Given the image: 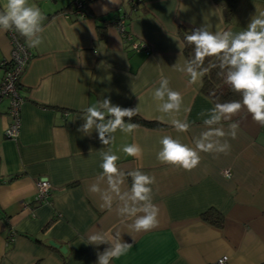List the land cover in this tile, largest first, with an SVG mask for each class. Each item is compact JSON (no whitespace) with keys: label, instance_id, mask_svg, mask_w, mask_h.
Wrapping results in <instances>:
<instances>
[{"label":"crops","instance_id":"crops-1","mask_svg":"<svg viewBox=\"0 0 264 264\" xmlns=\"http://www.w3.org/2000/svg\"><path fill=\"white\" fill-rule=\"evenodd\" d=\"M71 1L29 0L46 19L43 43L28 45L30 58L20 76L23 101L15 140L4 136L10 117L7 100H0V264H61V253L68 264H96V253L108 245L88 244V236L124 229L126 223L117 213L118 202L103 207L100 194L89 190L102 172L100 154L109 149L120 157L124 172L139 167L155 178L153 203L159 209L153 229L133 233L135 240L122 234L132 247L111 264H219L222 256V264L264 262V127L246 111L222 121L225 130L239 124L236 138H225L230 151L201 152L199 165L190 171L163 164L156 155L164 135L194 147L205 130L207 117L200 113L214 107L200 91L202 78L190 84L187 74L173 68L187 60L180 56L179 27L194 30L206 20L213 32H239L256 8L264 10V0H233L228 22L217 0H94L81 16L71 12ZM5 2L0 0V11ZM118 15L125 16L127 30L148 45V52L129 49L115 27ZM100 18L106 20L102 36ZM10 50L9 32L0 30V64ZM161 73L190 109L180 114L191 125L187 132L178 133L158 119L151 92L159 87ZM105 98L124 108L138 106L137 116L164 127L135 123V132L117 130L114 142L103 145L96 130L85 135L79 129L85 122L82 109ZM133 143L142 149L139 160L121 150ZM40 177L51 184L44 202L34 198ZM99 184L107 187L104 181ZM130 186L129 177L123 187ZM208 209L222 215V226L202 218Z\"/></svg>","mask_w":264,"mask_h":264},{"label":"clouds","instance_id":"clouds-1","mask_svg":"<svg viewBox=\"0 0 264 264\" xmlns=\"http://www.w3.org/2000/svg\"><path fill=\"white\" fill-rule=\"evenodd\" d=\"M111 2L118 4L120 0ZM216 12L217 10L213 11L212 15H216ZM45 19L41 9L29 0H6L0 11V30L14 29L26 39L29 47L37 48L43 43L41 34L44 31ZM222 20L223 17L219 16V21ZM185 39L194 47V56L183 64L178 60L173 68L187 74L188 82L192 84L208 71L207 68H202L205 59L215 57L221 69L219 75L223 76L231 91L240 96L239 100L217 102L211 109L200 113L202 117H207L203 119L205 130L195 139L194 147L171 135H164L159 140L161 147L156 154L157 160L190 171L199 165L201 152L228 154L230 151L231 145L225 138L235 139L239 124L233 122L228 130H225L219 126L222 121H231L233 117L246 111L253 121L264 127V10L256 8L247 28L239 32H233L231 29H216L213 32L212 25L205 20L201 27L194 29ZM180 50L182 56L181 47ZM169 85V79L161 73L159 87L151 92L152 99L156 102V111L161 114L158 119L170 123L178 133L187 132L191 125L186 118H181L180 114L182 111L187 113L190 109L184 105L182 94ZM82 111L85 122L79 131L90 135L96 130L103 145L114 142L117 130L131 134L139 127L130 122L139 114V107L124 108L113 104L110 98L98 100ZM125 118H128L129 122H125ZM121 150L137 160L142 157V149L137 144H126ZM100 155L102 162L99 167L102 172L97 178V183H93L89 190L100 194L103 207L111 209L113 203L118 202L117 213L126 223L124 229L116 228L91 234L87 243L108 245L103 252L96 253V264H111L113 259L125 255L132 247L131 243L123 241L122 234L127 232L135 240L133 233L153 229L158 224L159 209L153 203V176L144 173L139 167L124 172L118 166L120 157L110 149ZM129 177L131 186L125 189L123 186ZM100 181L106 182L107 187L101 189Z\"/></svg>","mask_w":264,"mask_h":264},{"label":"built area","instance_id":"built-area-1","mask_svg":"<svg viewBox=\"0 0 264 264\" xmlns=\"http://www.w3.org/2000/svg\"><path fill=\"white\" fill-rule=\"evenodd\" d=\"M74 13L78 16L83 14V4L81 0H72ZM115 27L122 40L128 45L131 51H149L146 43L136 41L130 31L127 30L125 21L120 17ZM11 50L9 58L1 62L2 76L0 78V100H7V114L10 117V122L4 130V136L8 139L15 140L20 130V106L22 103V96L17 88V79L20 78L29 58L30 53L28 49L22 45L13 33H9ZM226 176L229 175L227 170L224 171ZM51 184L43 177L35 180V201L44 202L48 200ZM226 260V256H222L218 263L222 264Z\"/></svg>","mask_w":264,"mask_h":264},{"label":"trees","instance_id":"trees-1","mask_svg":"<svg viewBox=\"0 0 264 264\" xmlns=\"http://www.w3.org/2000/svg\"><path fill=\"white\" fill-rule=\"evenodd\" d=\"M84 10L87 9L89 4L94 1V0H81ZM222 4V9L224 11V18L228 22L231 17V7L233 0H217ZM69 9H71V12L75 14L73 10V5L72 1L69 4ZM122 17L125 19V16H115L114 18V23ZM100 21H102V24H98V32L99 35L102 36L103 30H104V23L106 20L103 18H100ZM125 21V20H124ZM126 24V21H125ZM9 33H13L16 37V39L24 45L28 49V44L26 43L25 38H23L19 33H17L14 29L7 30ZM193 30H187L185 28L179 27L178 29V35L182 41L183 44V54L186 57V59H191L194 56V47L190 44L187 43L185 37L189 35ZM29 51V50H28ZM217 65V66H213ZM202 68H207L208 71L206 74L202 77L201 79V84H200V91L201 93L206 96L212 103L213 105L217 102L223 103L226 101L230 100H239L240 96L234 92L231 91L228 85L225 84L223 76L219 75L221 72V69L218 67V61L216 60L215 57H208L205 59ZM20 86V78L17 79V88L19 89ZM125 121H128V118H125ZM131 122L141 124L147 127H152V128H163L164 126L156 121H149V120H144L140 118L139 116H134L131 120ZM202 218L206 220L207 222L215 225V226H222L223 223V218L222 215L215 209H208L205 212L202 213ZM62 255V263L61 264H68L66 260V254L61 253ZM259 264H264V262L259 263Z\"/></svg>","mask_w":264,"mask_h":264},{"label":"water","instance_id":"water-1","mask_svg":"<svg viewBox=\"0 0 264 264\" xmlns=\"http://www.w3.org/2000/svg\"><path fill=\"white\" fill-rule=\"evenodd\" d=\"M49 244L52 246H55L57 248H59L60 251L65 252V247L64 246H59V244L55 243L54 241L50 240Z\"/></svg>","mask_w":264,"mask_h":264}]
</instances>
